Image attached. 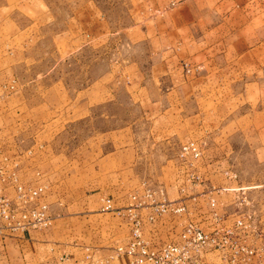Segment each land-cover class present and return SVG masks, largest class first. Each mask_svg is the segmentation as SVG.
<instances>
[{"label":"rangeland","instance_id":"rangeland-1","mask_svg":"<svg viewBox=\"0 0 264 264\" xmlns=\"http://www.w3.org/2000/svg\"><path fill=\"white\" fill-rule=\"evenodd\" d=\"M141 3L142 0H0V98L18 90L22 97L38 94L40 104L32 109L33 113L24 105L17 117L28 131L37 123L45 131L49 123L54 125L49 142L43 135L28 133H14L8 142L23 150L32 147L30 157L47 143L54 154L50 169L55 178L71 188L97 178L108 189L114 204L118 201L115 205L123 206L143 180L152 187L161 186L167 197L168 186L183 196L190 193L189 184L184 191L179 190L186 167L176 157V142L194 139L202 150L194 168L202 178L196 201L199 214H205L201 218L208 219V195H219L215 207L224 213L233 212V217L243 214L240 216L252 230L243 232L241 238L257 246L264 239V145L256 142L264 140V94L259 103L241 106L250 121H246L241 135L228 137L233 150L230 146L229 150L212 152L204 133L160 144L156 136L150 135L159 123L143 98L144 89L132 96L126 88L131 80L142 86L143 80L151 79L147 67L155 60L148 51V39L142 37L145 25L141 17L152 15L158 8L142 7ZM83 31L88 32L86 38L79 36ZM181 66L184 73L196 74V66L185 61ZM262 74L264 81V71ZM93 79L102 80L104 100L88 107L86 117L79 118V87ZM10 103L15 105V101ZM15 111L16 108L10 111L6 121L15 117ZM1 123L2 120L0 126ZM120 127L125 134L110 136L108 131ZM3 140L0 138V145H4ZM225 179L233 181L231 189L216 190L224 187L218 181ZM212 187L215 192L211 193L208 190ZM253 225L263 226L262 232ZM13 252L11 248H0V264H16Z\"/></svg>","mask_w":264,"mask_h":264},{"label":"crops","instance_id":"crops-1","mask_svg":"<svg viewBox=\"0 0 264 264\" xmlns=\"http://www.w3.org/2000/svg\"><path fill=\"white\" fill-rule=\"evenodd\" d=\"M141 6L158 8L154 10L157 13L153 11L152 15L146 13L141 17L145 25L142 37L148 39V51L155 60L147 67L151 79L143 80L142 86L131 80L126 88L132 96L144 89L143 98L152 107L150 113H156L154 117L159 123L150 135L166 145L180 141V137L204 133L212 152L229 150L227 147L230 146L235 149L228 143V137L241 135L246 121H250L241 106L259 103L264 94V0H142ZM87 34V31L79 32L82 38ZM182 61L196 66V74L184 73ZM19 92L0 98V121L3 123L0 138L5 141L0 145V151L11 156H17L23 150L9 144L14 133L43 135L48 142L53 135V123H49L46 131L41 123L29 131L22 125L21 117H17L22 113L21 108L27 105L33 113L40 98L38 94L22 97ZM103 100L102 80L93 79L79 87V118L86 117L88 107ZM14 101L15 105L11 106L10 102ZM13 106L16 108L15 120L9 117L6 121ZM208 106L212 108L208 110ZM35 116L40 119L38 114ZM124 131L120 127L108 133L116 136L125 134ZM258 141V145H264V140ZM46 144L37 149L35 155L27 158L20 155L19 159L25 169L23 178L34 179L32 171L38 170L41 172L38 180L48 182L42 199L48 203L51 223L43 230L3 237L0 248H11L16 264H135L129 255L114 253V247L126 240L129 225L114 210H101L103 198L109 195L108 189L97 178L67 187L50 169L54 154L51 146ZM225 180L218 184L231 189L233 181ZM197 188L199 185L183 196L168 186L166 193L170 199L183 197L189 211L179 215L167 212L153 223H144V238L153 244L175 239L185 221L211 229L214 222L201 218L205 214L201 211L199 214L196 207L200 189ZM218 196L213 195L216 207ZM216 210L221 213L220 223L223 224H230L235 217L243 215L233 217V212ZM254 228L261 231L263 226L255 225ZM200 260L201 264H222L215 250L203 251Z\"/></svg>","mask_w":264,"mask_h":264},{"label":"built area","instance_id":"built-area-1","mask_svg":"<svg viewBox=\"0 0 264 264\" xmlns=\"http://www.w3.org/2000/svg\"><path fill=\"white\" fill-rule=\"evenodd\" d=\"M184 65H186L184 63ZM32 147L25 148L17 156L0 151V237H17L27 231L46 229L51 223L48 203L42 199L49 185L38 180L23 178L24 167L20 155L30 157ZM201 147L194 139L179 144L176 157L185 167L179 190L184 191L198 185L202 178L194 170L201 157ZM216 190L225 189L217 187ZM209 192H215L212 187ZM211 192V193H212ZM191 197H194L191 194ZM207 217L214 222L211 229H204L192 221H185L177 238L159 244L146 240L142 233L144 223H153L161 215L187 213L189 210L183 197L168 198L161 186L152 187L145 180L129 194V201L113 205L110 197H104L101 210H114L129 225L126 240L114 247L115 254H127L135 264H201L200 254L215 250L222 264H264V239L251 245L241 238L242 233L251 231V224L243 216L235 217L230 224L220 223L222 215L215 208V199L208 195ZM142 211H145L142 213ZM216 223V224H215Z\"/></svg>","mask_w":264,"mask_h":264}]
</instances>
